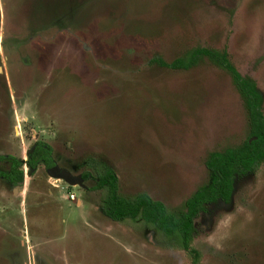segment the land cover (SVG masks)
Listing matches in <instances>:
<instances>
[{
	"label": "rangeland",
	"instance_id": "1",
	"mask_svg": "<svg viewBox=\"0 0 264 264\" xmlns=\"http://www.w3.org/2000/svg\"><path fill=\"white\" fill-rule=\"evenodd\" d=\"M195 47L225 50L264 112V0H0V155L24 161L43 140L62 172L93 158L124 196L183 211L208 181V155L248 130L224 70L158 63ZM22 169L21 187L0 178V264H188L153 231L105 216L94 176L70 184ZM195 227L199 264H264V162Z\"/></svg>",
	"mask_w": 264,
	"mask_h": 264
},
{
	"label": "trees",
	"instance_id": "2",
	"mask_svg": "<svg viewBox=\"0 0 264 264\" xmlns=\"http://www.w3.org/2000/svg\"><path fill=\"white\" fill-rule=\"evenodd\" d=\"M205 59L229 74L243 99L248 130L246 138L239 144L208 155L204 162L208 181L186 199L183 211H172L146 193L124 196L119 191L114 169L102 161L87 159L84 162L85 170L81 173L84 180L94 176L91 188L99 191V208L105 216L137 231H153L156 240L165 248L183 250L188 264H199L201 258V253L192 245L197 217L210 205L229 203L235 183L246 175L254 174L264 162L262 94L251 78L239 73L225 50L195 47L169 64L161 60L158 63L173 70H189ZM52 153L50 145L43 140H36L24 161L0 155V162L8 160L10 164L7 171L0 170V178L12 186H20L23 181V165L30 176L39 165L52 169L56 165Z\"/></svg>",
	"mask_w": 264,
	"mask_h": 264
},
{
	"label": "water",
	"instance_id": "3",
	"mask_svg": "<svg viewBox=\"0 0 264 264\" xmlns=\"http://www.w3.org/2000/svg\"><path fill=\"white\" fill-rule=\"evenodd\" d=\"M49 170L51 174H54L60 178H64L70 184H77V183L80 184V183H83L84 181L81 174L74 176V175L69 174L68 172H62L60 168L57 167V165H55L52 169H49ZM21 185L17 187H21Z\"/></svg>",
	"mask_w": 264,
	"mask_h": 264
}]
</instances>
